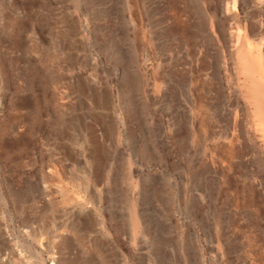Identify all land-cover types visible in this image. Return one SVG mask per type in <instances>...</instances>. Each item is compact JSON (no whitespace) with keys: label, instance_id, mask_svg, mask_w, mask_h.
I'll use <instances>...</instances> for the list:
<instances>
[{"label":"rangeland","instance_id":"1","mask_svg":"<svg viewBox=\"0 0 264 264\" xmlns=\"http://www.w3.org/2000/svg\"><path fill=\"white\" fill-rule=\"evenodd\" d=\"M189 1L0 0V264H264L262 136L191 138L169 95L162 127L158 20ZM201 1L246 131L238 54L264 0Z\"/></svg>","mask_w":264,"mask_h":264},{"label":"bare ground","instance_id":"2","mask_svg":"<svg viewBox=\"0 0 264 264\" xmlns=\"http://www.w3.org/2000/svg\"><path fill=\"white\" fill-rule=\"evenodd\" d=\"M259 14V20L248 26V34H256L259 37L258 44L246 43L244 51L238 52L239 74L249 83V87L245 89L244 101L253 109L245 131L239 126L240 117L237 109L232 111L230 106L231 110L229 111L223 106L225 99L224 87L221 82L220 84L216 82V86L212 88V82L216 81L222 68L218 64V57H210L207 52L211 41L208 31L213 33L214 27L206 8L203 7V2L190 0L187 4L186 14L171 12L169 15L164 10L161 11L158 20L162 27L160 31L161 54L158 65V93L161 97L159 108L163 122L167 118L169 95L172 103L176 102L178 98L181 99V104L178 106L176 104L177 111L172 119V124L170 123L171 126L177 127V129L184 127L187 130L186 134H189L191 138L195 136L196 132L200 134L208 129V139H211L213 144L233 148L241 144L239 141L244 132L247 134L253 130L260 134L264 141V13ZM191 17L192 21L196 20L194 24L189 22ZM168 20L171 26L169 28L166 25ZM189 27L191 29L189 37H184L179 33ZM169 41L170 43H168ZM173 44L179 45L177 50L171 49ZM211 89L215 94L212 99L210 97ZM211 112L213 123L217 124V131H214L209 125ZM176 118H181L184 122L176 123ZM166 124V122L162 124V127L164 125L165 128ZM177 145H180L178 146L180 148L183 143L177 141Z\"/></svg>","mask_w":264,"mask_h":264}]
</instances>
